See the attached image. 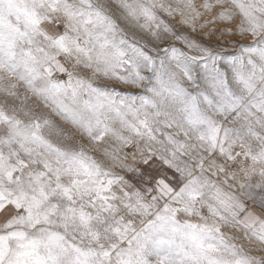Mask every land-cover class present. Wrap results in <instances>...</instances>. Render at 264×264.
I'll list each match as a JSON object with an SVG mask.
<instances>
[{
    "label": "snow or ice",
    "instance_id": "1",
    "mask_svg": "<svg viewBox=\"0 0 264 264\" xmlns=\"http://www.w3.org/2000/svg\"><path fill=\"white\" fill-rule=\"evenodd\" d=\"M0 264H264V0H0Z\"/></svg>",
    "mask_w": 264,
    "mask_h": 264
}]
</instances>
